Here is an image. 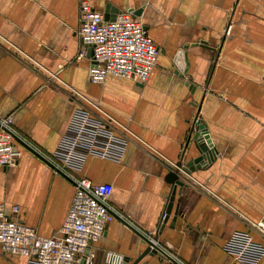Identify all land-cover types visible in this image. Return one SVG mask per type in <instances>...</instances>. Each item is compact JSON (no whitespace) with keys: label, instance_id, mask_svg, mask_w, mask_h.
Listing matches in <instances>:
<instances>
[{"label":"crops","instance_id":"1","mask_svg":"<svg viewBox=\"0 0 264 264\" xmlns=\"http://www.w3.org/2000/svg\"><path fill=\"white\" fill-rule=\"evenodd\" d=\"M80 1L0 0V116L10 114L18 135L51 157L81 105L71 89L99 104L117 121V131L125 126L129 141L120 160L88 156L77 175L110 185L109 203L118 214L180 264H230L226 241L246 230L247 220L264 215V0H85L101 12L107 4L139 10L159 48L144 84L112 75L89 81L90 53L75 60ZM31 62L59 81H47ZM196 116L215 158L190 175L181 172L186 185L163 223L164 176L197 155L188 140ZM14 145L15 164L0 168V203L18 205L24 224L50 236L64 221L73 183L21 143ZM251 235L264 246L263 236ZM146 246L114 218L89 252L92 264H104L106 250L131 264ZM0 264L28 262L0 251ZM136 264L174 263L148 253Z\"/></svg>","mask_w":264,"mask_h":264},{"label":"built area","instance_id":"2","mask_svg":"<svg viewBox=\"0 0 264 264\" xmlns=\"http://www.w3.org/2000/svg\"><path fill=\"white\" fill-rule=\"evenodd\" d=\"M76 34L81 45L75 58L86 57L89 50L87 77L92 83H102L107 75H112L144 84L156 66L159 48L132 9L105 19L104 12L81 0ZM70 96L81 105L75 108L52 156L46 157L74 186L63 223L50 236H41L20 220L18 205L0 203V251L24 256L28 264H92L90 246L102 237L107 224L120 216L109 203L110 185L94 183L77 175V171L88 156L120 160L129 141L127 129L122 126L123 130L117 131V121L76 90L71 89ZM199 120L196 116L194 123ZM14 135L19 136L12 116H0V168L14 165L19 155ZM246 224V230L234 231L224 244L231 256L230 264H264V246L251 235L255 231L264 237V215L256 222L247 220ZM103 261L124 264L126 257L106 250Z\"/></svg>","mask_w":264,"mask_h":264},{"label":"water","instance_id":"3","mask_svg":"<svg viewBox=\"0 0 264 264\" xmlns=\"http://www.w3.org/2000/svg\"><path fill=\"white\" fill-rule=\"evenodd\" d=\"M117 12H118L117 8L111 7L109 4H107L105 6V9H104V17H105V19H109V18L113 19V17L115 16V14ZM138 13H139V10L133 12V14L136 16L138 15ZM89 53L90 52L88 50L87 54H89ZM206 131L207 130H206L205 124L201 120H200V122H198V124L194 123L191 126V130L189 133L188 140L189 139L192 140L194 147L197 151V155L190 158L185 163H182L181 161L176 162L175 168L168 170V172L164 176V181L167 184H169V192L167 194L166 206L163 210V217H164L163 223L166 222V220L168 219V217L172 211V207H173V203H174V199H175V194L177 192H179L183 186L186 185V182L184 181V179L181 175V172L184 174L190 175L196 169H200L202 167L205 168L215 158L213 156V154H214L216 149L214 148V146L212 144H209L210 146H208V144H207L208 142L204 141V137L207 135ZM13 137L17 142L24 145L28 150H30L33 154H35L37 157H39L42 161H44L45 163L50 165L53 169H55V166L48 160V158H46L40 152L35 150L32 146H30L22 138H20L17 135H14ZM55 170L59 174H61L62 176H64L65 178H67L69 180V178L62 171H60L58 169H55ZM177 209H178V206L174 211V217L172 218L171 227H173V225H174L173 222L175 221V219L178 215ZM116 218L119 219L121 222H123L131 230H133L134 232L139 234V236L143 239V241L147 243V246L141 252L139 257L136 258L131 264H136L142 256H144L145 254H148V253H151V254L155 253V254H158L159 256H165L166 258L171 260L174 264H180L175 259L170 257L165 251H163L159 246H157L152 240H150L149 238H147L146 236L141 234L138 230H136L133 226H131L125 219H123L122 217H120L118 215H116ZM163 223L161 224L160 228L162 227Z\"/></svg>","mask_w":264,"mask_h":264},{"label":"rangeland","instance_id":"4","mask_svg":"<svg viewBox=\"0 0 264 264\" xmlns=\"http://www.w3.org/2000/svg\"><path fill=\"white\" fill-rule=\"evenodd\" d=\"M181 53H182V48H181V47L177 48V49H176V52H175L177 59H178V58H181ZM75 60H76V58H75ZM31 66H32L33 68L43 70V71L46 73L47 81L50 80V81H53L54 83L57 82V81H59V80H58L59 77H58L56 74L51 73L50 71L43 69L42 66H41L39 63H37V62H31ZM205 139H206V141H207L209 144L214 145L213 142H212V139H211V137H210V135H209L208 133H207V135L205 136ZM18 156H19V155H18ZM17 158H18V157H17ZM16 160H17V159H16ZM200 184H202V183H200ZM199 186H200V185H199ZM201 186H202L203 188H205L203 185H201Z\"/></svg>","mask_w":264,"mask_h":264},{"label":"bare ground","instance_id":"5","mask_svg":"<svg viewBox=\"0 0 264 264\" xmlns=\"http://www.w3.org/2000/svg\"><path fill=\"white\" fill-rule=\"evenodd\" d=\"M198 122H200V120H199ZM198 122H197L196 124H198ZM215 152H216V150H215ZM215 152H214V153H215ZM213 156H214V154H213Z\"/></svg>","mask_w":264,"mask_h":264}]
</instances>
